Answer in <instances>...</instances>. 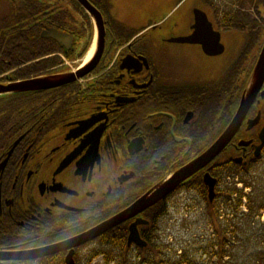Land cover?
<instances>
[{
  "label": "flooded vegetation",
  "instance_id": "flooded-vegetation-1",
  "mask_svg": "<svg viewBox=\"0 0 264 264\" xmlns=\"http://www.w3.org/2000/svg\"><path fill=\"white\" fill-rule=\"evenodd\" d=\"M149 1L0 0V257L66 246L0 264H116L121 251L154 261L178 232L171 207L201 203L207 223H222L230 181L264 158V80L242 109L264 47V0H159L150 13ZM238 113L239 128L206 166L75 244L172 181ZM133 224L144 247L128 245Z\"/></svg>",
  "mask_w": 264,
  "mask_h": 264
},
{
  "label": "rangeland",
  "instance_id": "rangeland-1",
  "mask_svg": "<svg viewBox=\"0 0 264 264\" xmlns=\"http://www.w3.org/2000/svg\"><path fill=\"white\" fill-rule=\"evenodd\" d=\"M216 3L228 8L250 5L248 0H216ZM158 5L159 0L149 1L147 5L149 13L155 12ZM170 7L171 4L159 10L158 17L161 16V13H166ZM231 186L233 189L228 192V201L231 198L241 197L242 203L237 210L235 207L232 209L230 203L225 205V216H223L222 223L212 222L213 225L207 223L203 216L201 203L191 209H186V207L173 209L171 207L174 216L178 218L176 222H171V224H174L173 230H178V232L175 235L170 232L171 237L164 238V240H166L165 245L168 247L167 252L172 258L173 256L176 258L174 261L179 262L181 256L182 259H189L196 264H264V158L255 166L254 172L252 171L251 174L244 177L243 183L239 182L238 185ZM250 203L256 207V211L252 215L253 218L250 217L249 213ZM215 209L217 212L220 206ZM236 211H239V214ZM215 224L220 230V236ZM224 227L229 242L225 248L226 253L221 257L217 253L218 249L213 240H223L226 237ZM155 241L160 243L162 240L157 241L156 239ZM83 254L85 256L86 252ZM130 262L137 264L132 259ZM97 263L103 264V262L98 261Z\"/></svg>",
  "mask_w": 264,
  "mask_h": 264
},
{
  "label": "water",
  "instance_id": "water-1",
  "mask_svg": "<svg viewBox=\"0 0 264 264\" xmlns=\"http://www.w3.org/2000/svg\"><path fill=\"white\" fill-rule=\"evenodd\" d=\"M263 80H264V47L260 56V60L255 68L251 88L247 93V95L245 96L246 98L244 99L242 104V109L244 113L247 110L248 106L252 103L253 99L255 98L256 92ZM241 121H242V114L240 115V113H238V115L232 121L228 130L220 138V140L217 143H215L209 150H207L203 155L198 157L191 164H189L183 170H181L172 181L160 186L159 188H157L155 192L139 199L130 208H128L123 213L117 215L115 218L111 219L107 223H104L103 225L94 229L90 233L78 237L77 239H75V244L81 245L101 235L102 233L107 231L110 227H113L114 225L120 223L121 221L128 219L129 217L135 215L136 213H139L140 211L150 207L151 205L155 204L156 202L164 198L167 194H169L174 189H176V187H178L180 183H182L188 177L192 176L198 170L206 166L219 153L221 148L224 147L229 142V140L234 135L235 131L239 128ZM204 181L210 189V198L213 199L215 193L216 179L212 178L210 174H206L204 177ZM130 229L131 230L128 238V245H131L132 243H136L140 247H144L146 243L143 242L140 237V234L137 229V224H133ZM65 247H66L65 245H57L37 251H32V252L30 251V253L27 252L14 253L10 257L5 255V256H1L0 259H7V258H14L18 260L36 259L62 251L63 249H65ZM67 261L68 264H74L72 259H67Z\"/></svg>",
  "mask_w": 264,
  "mask_h": 264
},
{
  "label": "trees",
  "instance_id": "trees-1",
  "mask_svg": "<svg viewBox=\"0 0 264 264\" xmlns=\"http://www.w3.org/2000/svg\"><path fill=\"white\" fill-rule=\"evenodd\" d=\"M234 192V190H233ZM240 199H237L236 203H235V207H239L238 204H240ZM209 203V202H208ZM215 208V207H214ZM249 208H250V217L253 218V214L256 211V207L254 206L253 203L249 204ZM238 209V208H237ZM216 227V224H215ZM227 228V226H226ZM217 233L219 234V236L221 235L220 230L216 227ZM225 227H224V233L226 234L225 240L223 239H218V245L220 247V251H218V255H221V257L224 256V254L226 253V245L229 242V237H227V233L225 232ZM166 249H160L159 251L157 250V247L154 248V255H155V260L153 261L151 258L150 254H143L141 252H139L138 254H134L131 253L129 251H121L120 253L117 254V263L116 264H131V259L136 261L137 264H160L159 261L157 260L158 258H162V256L164 254H166ZM150 257V258H149ZM130 260V261H129ZM106 261L107 263H109L111 261V259L109 258V255H107L106 257ZM164 263L165 264H196L193 261H190L189 259H182V257L180 256L179 262L174 261V259L172 258V256H170V259H167V254L164 257Z\"/></svg>",
  "mask_w": 264,
  "mask_h": 264
}]
</instances>
